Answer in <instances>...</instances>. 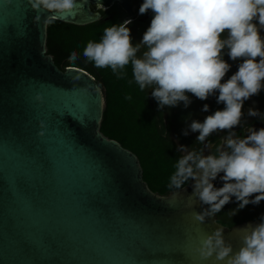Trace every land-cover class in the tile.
I'll return each instance as SVG.
<instances>
[{"label": "water", "instance_id": "95a60500", "mask_svg": "<svg viewBox=\"0 0 264 264\" xmlns=\"http://www.w3.org/2000/svg\"><path fill=\"white\" fill-rule=\"evenodd\" d=\"M132 12V0H101ZM59 21L102 19L97 0ZM27 0H0V264H226L201 260L202 234L224 228L241 246V228L218 215L200 224L204 205L194 181L160 195L143 178L138 156L101 131L105 98L88 71L57 66L47 53V28ZM37 93L43 102L35 99ZM41 121H43V135ZM216 142L203 145L211 154Z\"/></svg>", "mask_w": 264, "mask_h": 264}, {"label": "clouds", "instance_id": "9594fccd", "mask_svg": "<svg viewBox=\"0 0 264 264\" xmlns=\"http://www.w3.org/2000/svg\"><path fill=\"white\" fill-rule=\"evenodd\" d=\"M27 2L37 13L34 23L41 22V13H49L43 17L45 25L75 15L83 7L78 0ZM96 7L105 11L101 0H97ZM148 10L154 15L140 43H132L128 27L132 20L128 18L106 27L99 42L89 41L83 56L97 68H110L118 78L126 76L125 69L130 64L135 83L141 91L152 88L151 96L160 108L176 106L179 102L187 107L191 103L188 93L205 100L218 91L217 103L225 107L207 115L203 122L193 120L189 127L199 133L197 142L206 147L213 133L227 131L228 135L208 155L203 148L180 145L177 151L182 155L168 187L183 189L190 180L194 181L188 206H192L193 198L206 206L202 211L190 213L200 224L219 213L232 197L239 204L228 212L231 217L249 203L259 204L264 200V127L259 130L247 127L245 136L237 135L233 129L241 124L244 102L264 87V36L261 35L264 0H143L139 13ZM224 49L233 61L242 59V62L222 82L231 67L224 59ZM77 59L78 53L73 51L69 60ZM35 99L43 102L40 93ZM203 110H208L207 104ZM248 115L260 113L249 109ZM41 127L40 135H43V121ZM183 134L188 135V131ZM218 176L223 181L222 187L213 183ZM253 194H256L254 198ZM240 231L242 243L236 251L225 240L223 227L202 234L194 250L201 260L214 257L226 264H264V216L260 223Z\"/></svg>", "mask_w": 264, "mask_h": 264}, {"label": "trees", "instance_id": "16d2710c", "mask_svg": "<svg viewBox=\"0 0 264 264\" xmlns=\"http://www.w3.org/2000/svg\"><path fill=\"white\" fill-rule=\"evenodd\" d=\"M118 15L121 16V13L118 12V4H115L110 12L103 14L102 19L91 24L80 26L55 21L47 28V53L53 56L55 63L61 69L67 65H74L88 71L96 78L105 98L100 128L102 133L134 152L140 160L143 178L150 189L160 195H168L177 190L168 187L170 177L175 172V164L182 155L177 148L180 145L197 150L203 148V144L196 139L199 133L190 130L191 122L193 120L203 122L207 115L217 110V106L214 105L211 110L208 108L204 111V105L210 106L212 101L188 95L191 103L187 107L183 102H179L176 106L160 108L155 99L150 100L147 89L141 91L135 83L130 64L125 69L126 76L118 78L110 68H97L94 63L86 61L83 50L87 43L99 42L106 27L119 24ZM73 51L78 53V59L74 62L69 60ZM129 81L132 83L130 84ZM129 95L132 99H125ZM257 95L264 101V93ZM242 112H244V104ZM245 117L246 114L242 116L241 123L244 122ZM245 126L246 123L235 126L239 127L236 131L237 135L248 134ZM185 130L188 131V135L183 134ZM224 133L228 132L213 133L208 140L216 142L217 145ZM220 175L222 176L223 173ZM213 183L216 187L223 186L219 176ZM255 195L253 194L252 198ZM238 204L235 197H232L231 201L217 213L218 221L231 227L243 221L261 219L264 216V200H262L259 204L249 203L231 217L228 212L237 209Z\"/></svg>", "mask_w": 264, "mask_h": 264}, {"label": "flooded vegetation", "instance_id": "af4514ba", "mask_svg": "<svg viewBox=\"0 0 264 264\" xmlns=\"http://www.w3.org/2000/svg\"><path fill=\"white\" fill-rule=\"evenodd\" d=\"M143 3V0H132V12L129 13L126 11L120 4H118V12L121 13L120 17V23H122L125 19L131 18L132 23L128 26L131 29V37H132V43H140L143 37L144 32L147 30V28L150 26L151 19L153 18L154 13L151 10H148L144 14L139 13V8L141 4ZM116 4V3H115ZM105 6V11H103L102 8H97L96 5L93 7L94 10L100 11L102 14L108 13L112 10L113 6ZM122 11L124 13H122ZM111 16V15H110ZM258 23V21L256 22ZM225 37L227 36V32L223 34ZM262 36H264V33H262ZM143 51V48L141 49ZM224 59L231 65L228 73H226L225 77L223 78L222 82L226 81L231 77L232 74H234L238 70L239 64L242 62V59H237L233 61L227 54L228 50L224 49ZM141 53H138L140 55ZM259 59V58H257ZM153 91L152 88H147V93L149 95L150 100L152 101L154 98L151 96V92ZM264 93V87L259 92ZM218 91L212 95H210L206 100H211L210 106L208 105V108L211 110V108L216 105V109H223L225 105L223 103H217V97H218ZM188 95H192L195 97L193 94L188 93ZM167 107V106H165ZM249 109H256L259 111L260 115L258 116H250L248 115ZM244 114H246V117L244 119V122L239 124L240 126L244 125L246 123L245 129L247 130V127H253L256 130H259L261 127H264V119H261V116H264V101L259 99L258 95H253L250 98H248L244 102ZM243 114V115H244ZM239 127H234L233 131H237ZM228 133H224L221 137L220 140L227 136Z\"/></svg>", "mask_w": 264, "mask_h": 264}, {"label": "rangeland", "instance_id": "374dc122", "mask_svg": "<svg viewBox=\"0 0 264 264\" xmlns=\"http://www.w3.org/2000/svg\"><path fill=\"white\" fill-rule=\"evenodd\" d=\"M258 24V23H257ZM262 33H264V29H261V35H262Z\"/></svg>", "mask_w": 264, "mask_h": 264}]
</instances>
